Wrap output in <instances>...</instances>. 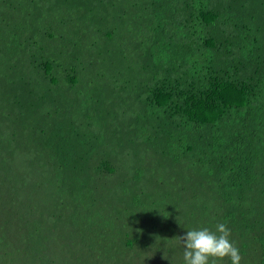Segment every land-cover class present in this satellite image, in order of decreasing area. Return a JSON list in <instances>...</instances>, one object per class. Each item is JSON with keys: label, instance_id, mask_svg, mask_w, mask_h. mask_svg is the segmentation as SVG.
Returning <instances> with one entry per match:
<instances>
[{"label": "trees", "instance_id": "trees-1", "mask_svg": "<svg viewBox=\"0 0 264 264\" xmlns=\"http://www.w3.org/2000/svg\"><path fill=\"white\" fill-rule=\"evenodd\" d=\"M110 2L109 54L91 75L92 88L97 97L109 90L112 100L116 81L123 90L131 86L134 113L147 120L133 114L122 127L126 119L99 108L97 126L107 132L83 133L96 142L87 166V142L62 144L58 121L29 122L24 109L7 112L0 86V264L44 262L63 250H56L59 244L81 239L96 264H185L177 237L215 231L220 223L230 229L240 264H264V0ZM32 6L27 40L52 53L47 0H0V18ZM226 22L236 24L232 38L219 31ZM71 37L57 38L65 44L61 57L77 75L83 43ZM47 69L38 75L34 116L46 117L39 107L72 96ZM218 102L227 112L218 111ZM254 118L257 128L249 124ZM115 121L122 128H106ZM47 128L51 132L39 130ZM147 130L152 133L144 135ZM115 150L126 152L130 163H111ZM147 191L161 200L179 197L180 206L147 209L157 212L148 221L144 199L153 205L159 199Z\"/></svg>", "mask_w": 264, "mask_h": 264}, {"label": "clouds", "instance_id": "clouds-1", "mask_svg": "<svg viewBox=\"0 0 264 264\" xmlns=\"http://www.w3.org/2000/svg\"><path fill=\"white\" fill-rule=\"evenodd\" d=\"M111 12L110 0H47L44 16L46 18V25L52 28L55 36V45H51L52 53L49 50L41 53L39 45L33 39L27 40V32L32 24L31 20L34 15V6L29 11L23 13L18 7L13 18L9 20V24L13 26V30L8 36H5L3 32L5 21L2 22V18H0V86L1 81H11L10 86L4 88L5 90L1 89L3 93L1 105L7 112L11 109L12 114H18L24 109L26 118L31 117L29 122L32 121V118L41 122L48 121L50 125H52L53 120L58 121L61 125L58 132H62V144L87 142L90 145L89 153L83 160V163H85L89 158L87 166H90V157L95 154L93 144L96 142L92 140L91 136H83V133L90 134V132L105 131L102 126H97L100 121L98 109L100 108L101 110L103 103L106 100H110L105 95L109 90L102 91L103 93H100L101 96L97 97L92 88L93 79L91 75H95L99 71L100 61H102L104 56L109 54L110 47L109 43L106 42V36L109 34L110 28H107L106 21ZM102 24L105 25V28L102 27ZM235 25L223 23L219 31L232 34L228 36V38H232ZM160 35L164 38L167 34L160 32ZM58 36L65 37V39L72 36L71 38L74 40L78 39L83 43L79 47L78 54V57H81V59L76 62L78 64L77 75H74L71 72V68H69L70 60L61 57V50L65 44L57 38ZM155 38L157 39V32ZM1 39H6V42L12 43L11 48L17 58L14 67L4 70L6 73L5 79H1ZM149 39L146 38L145 41L149 42ZM211 42L216 43L215 41ZM86 46L92 47L91 52L86 51ZM32 65L35 68L44 66L40 70H45L48 66L52 65V68H48L47 70L59 76L65 89L72 93L70 99L53 101L48 106L39 107V111L46 115V117L34 116L38 105L34 93L38 90V75H42L43 71L40 72V70L34 69ZM146 86L150 91L153 90L151 84L147 83ZM23 90H26L27 96ZM111 93L113 94L112 91ZM33 104L34 107L31 110H26L28 106H32ZM217 109L222 114L227 112L224 102H218ZM90 110L94 111L96 116L90 122H83L81 120V111L89 112ZM137 115L134 117L145 118L147 120L145 113ZM249 124L253 128H257L258 126L256 118L250 121ZM121 126L124 127L126 125L121 124ZM106 128H109V125ZM39 130L40 132H51L48 128ZM148 131H144L143 134L152 133ZM249 131L251 130L249 129ZM103 148L102 144L100 151ZM93 158L96 161L98 160L97 155ZM109 161L116 166L127 164V162L130 163V161H127V153H121L119 150H115ZM115 172L119 173L118 169ZM105 173L109 179H118L116 174L107 171ZM164 191L166 190H162V192ZM147 192L154 193L155 197H158L153 191ZM147 192L139 193V195L144 199V197H147ZM144 201L145 207L143 211H145V214H150V217H146L148 221L155 218L157 212L147 213V209L153 211L159 205L165 206L168 209L172 207L179 208L180 206L179 197L175 199H159L158 202H155V205L150 203L149 199H144ZM229 237L230 229L225 223H220L216 226L215 231H211L208 228L187 230L186 234L177 238L184 248L183 257L185 264H215L216 259H223L225 257L230 259L231 264H240L242 259L240 250ZM88 246V243L83 239L66 241L59 244L56 248L57 251H60L62 248V251L51 252L48 254L47 259L44 262L41 260V262L44 264H70L74 259L78 262L77 264H96L97 258L95 254H90L86 251ZM136 262L139 263L140 261L137 260ZM149 263L154 264V262ZM145 264H148L147 261H145Z\"/></svg>", "mask_w": 264, "mask_h": 264}, {"label": "rangeland", "instance_id": "rangeland-1", "mask_svg": "<svg viewBox=\"0 0 264 264\" xmlns=\"http://www.w3.org/2000/svg\"><path fill=\"white\" fill-rule=\"evenodd\" d=\"M10 18L6 15L4 18L5 21V28L3 30L5 36H8L12 33L13 26L9 24ZM12 43L11 42H6V39H1V79L6 78V73L5 69L14 67L16 65L17 58L11 48ZM6 57H2V56ZM101 69V68H99ZM95 70V69H94ZM93 70V71H94ZM122 69L117 68L116 71H121ZM92 71V72H93ZM11 85V81H1V89L7 88L8 86ZM115 85L117 86L114 88V99L112 100H106L103 105L102 109L103 113L105 115H108L110 112L111 114L115 115L116 118L119 117V121H122L123 119H126L124 124L122 122V125H126V121L132 118V116L135 115L134 110H136L135 106L131 104L130 98L128 97L131 95V86L129 88L125 87L124 90L122 89V82L121 81H116ZM108 107V109H105ZM81 120L83 122H90L91 119L96 116L95 112L90 110L89 112L81 111ZM134 114V115H133ZM102 128V127H99ZM118 125L115 122L109 123V130H118ZM102 132H107V131H102ZM40 260H36L33 264H40ZM42 263V262H41Z\"/></svg>", "mask_w": 264, "mask_h": 264}]
</instances>
